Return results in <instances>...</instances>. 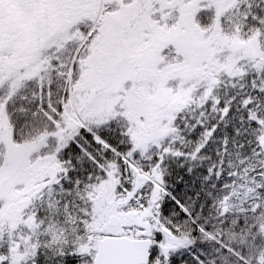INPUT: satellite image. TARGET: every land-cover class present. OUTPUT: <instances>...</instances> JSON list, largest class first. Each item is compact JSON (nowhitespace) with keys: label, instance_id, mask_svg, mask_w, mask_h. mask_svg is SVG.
Here are the masks:
<instances>
[{"label":"snow or ice","instance_id":"1","mask_svg":"<svg viewBox=\"0 0 264 264\" xmlns=\"http://www.w3.org/2000/svg\"><path fill=\"white\" fill-rule=\"evenodd\" d=\"M0 264H264V0H0Z\"/></svg>","mask_w":264,"mask_h":264}]
</instances>
